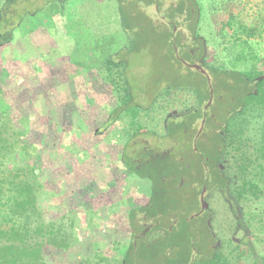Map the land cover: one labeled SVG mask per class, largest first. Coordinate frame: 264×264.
<instances>
[{"label":"rangeland","instance_id":"rangeland-1","mask_svg":"<svg viewBox=\"0 0 264 264\" xmlns=\"http://www.w3.org/2000/svg\"><path fill=\"white\" fill-rule=\"evenodd\" d=\"M181 1L123 0L120 5L125 6L126 11L128 10L127 7L130 10L133 7L134 12L137 14L136 17L139 18L138 23L143 27L141 33L136 34L133 32L134 24L130 27L126 26L128 29L125 27L126 33L120 32V29L114 31L110 14L113 9L119 10L117 0H69L63 12L59 13L56 8H50L49 12L46 10L43 16H40L41 19H29L23 26L25 31L18 32L12 44L0 48V58L2 60L0 85L1 88L6 87L9 90L11 97L19 94V98L28 100L34 94H45L53 87L54 91L58 93H54L57 94L58 99L56 100L58 106L55 107L57 111L39 116V126L34 128L33 137L29 132L24 134L32 139L33 144L39 138L42 142L44 141L43 144L40 143L42 150L45 147L49 150L52 149L49 153L50 157L44 156L42 160L38 154L35 157L33 156L34 168L46 173L43 179L44 186L51 190L49 194L45 193L39 198V205L45 211V218L48 220L57 219L66 212L71 211L78 218L77 233L81 244L76 248L79 247L80 253L70 257L72 262L78 263L81 261V257L85 253L86 257H95L99 254L101 258H106L107 261L104 260L101 264H118V260L122 259L126 247L131 243H134L137 249L140 248L139 254H143L144 257L151 253V250L147 251L140 247L142 245V232L148 226L156 223V217L149 215L148 211L138 214L143 220L138 224L139 229L136 232L137 235L139 234L138 238L135 237L136 234L132 235L129 231L120 227L119 230L115 228L110 230L109 227L111 220L117 219L115 216L124 217L131 209L136 208L135 210H139L148 206L151 202V196L154 195V183L147 178L132 175L124 162L125 155L132 152L133 149L142 150L145 145L143 143L153 145L156 140H161L163 144L162 148L157 147L156 150L159 151L176 144L175 138H168L164 135L168 118L180 116L181 113L190 111L198 105L202 107L204 112H207V118L210 116L216 118V111L211 108V104L216 101V97L220 92H216L213 88V96L212 90H210L211 97L201 104L194 94H186L181 101L179 100L178 106L174 104L170 106L172 107L170 111L159 120V123H165V126L157 124L158 122L155 119L160 114L155 111L151 113L152 108H150L151 110L148 112L144 111L145 113H142L141 118L121 117L116 120L111 128H106L102 132L101 135L103 136L92 134L94 130H98V126H102L106 122L105 120L108 119L111 111L117 105L111 85L103 81L96 70L100 62L109 55L123 58L124 52H127L126 61L130 78L136 88L146 92L147 96L143 93V99H141V102L145 105L151 100V95L157 91L160 87L159 84L164 79L172 84V80L181 79L186 73L183 80L189 86L193 83L198 84L204 94L208 95V87L211 89L209 84L214 82V76L211 73L212 66L216 68L223 65L227 70L246 68V65L240 61H234L238 52L243 50L249 56L251 52L258 55L259 65L264 68V0H194L192 14L189 15L184 10L176 15L174 25L169 15V9L178 7ZM183 1L190 3V0ZM225 2L233 4L238 11L239 24L242 23L245 28L251 30L250 32L243 30L236 33L237 26H234V33L218 35L211 20V14L215 4L219 5ZM117 20H119V17ZM117 22L119 23V21ZM116 26L120 25L117 24ZM156 26L160 30L174 28L173 35L177 36L176 39L178 40L177 42L174 40V45H176L180 56L188 49L194 50L195 55L193 54L192 57L181 56L182 61L186 63L183 66L185 74L181 73L182 69L180 72L181 65L179 62L172 61V58L170 59L163 52H159V44L162 45L164 39L157 36ZM37 30H42L39 31L37 36L39 41L45 40L47 49L52 51L58 49L59 52L54 57L56 61L53 67L54 72L50 71V77L44 80L40 79L39 74L33 69L32 59L24 62L30 57H36L41 49L46 48L36 49L35 46L31 47L25 41L26 37L24 35L27 34L29 38H32ZM28 31L31 33L28 34ZM136 35L140 38L136 39L138 40L137 45H139L138 43H147L148 47L129 54L130 50L127 51V47L130 46V43L133 44ZM173 35L170 38L172 41ZM152 38L154 41L157 39L154 45H151ZM130 39H133L132 42ZM201 45L204 46L203 53L201 52ZM47 52L48 50L45 53L46 55ZM200 58L201 60L197 61ZM45 59L46 57H36L34 61L43 64L46 63ZM15 61L19 65L14 66L16 67L14 74L22 73L24 71L23 67H28V77L23 79L24 84L28 82L27 86H21V83L17 84V75L14 77L8 74L6 65H15ZM194 63H199L206 69L209 75L208 86L204 76L206 74L189 66ZM180 76L181 78H179ZM39 79L43 80L40 87L37 86V88L31 89L30 84L32 85V82ZM66 81H68L67 84H65ZM66 90L68 93L65 92ZM63 100L66 101V107L61 104ZM164 100V97L158 98L155 101L157 107L165 105ZM76 102L79 104V109L82 107L88 109H83V119L85 125L89 126L87 128L88 133L77 142L82 141L88 146V144L91 145L93 140L99 139L96 142L93 141V143L95 142L94 150L88 152V155L85 156V164L82 166L78 165L76 158H73L74 154H66L60 151L58 156L61 158H58L57 152L54 151L59 140L54 119L60 120V124L69 125L74 123L76 112L79 110ZM9 103L10 100L7 101L5 96L0 95V111L12 106ZM11 114L14 116L15 112H11ZM130 121L133 122L129 123ZM216 123V131H221L224 124L222 118L217 119ZM137 124L148 125L150 129L135 133L128 138L120 135L122 130H132L133 126ZM202 126L204 127L205 124L202 123V119H198L194 123L193 131L178 137L179 139L183 138L186 146H188L184 154L185 158L182 160L183 166L187 167L190 163L193 167L195 166L199 173L194 177L190 175H193V167L186 170L184 174L185 183L177 190L178 192L168 193L166 191L170 200L168 203L170 212L162 223L159 222L156 227H153V230L160 229L164 233L160 234L156 240L157 243H162L152 252V257L149 259L146 258L147 256L145 259L138 256L140 259L139 264H174L176 262L191 264L195 254L208 257L218 251H228L229 246L238 247L240 243L250 248L256 246L257 254L255 258L264 263V226L260 227L258 222H249L244 214L239 215L235 209L236 193L234 189L238 184L240 175L237 172L235 157L228 152V149L222 150V154L209 164V170H212L210 174L214 175L213 171H215L219 179L217 182H212L213 186L210 185L209 189L206 190L204 216L197 219L199 220L198 224L197 222L193 224H197V226L192 228L189 225V220L192 219L191 216L201 209V191L204 182L207 180L205 166L202 162L200 164V155L196 154L195 156L193 153L195 135L200 128L203 130ZM113 127L119 130V134L115 133L116 136H113V132L116 131ZM109 133L112 134L109 136L110 139H107ZM104 136L106 138H103ZM85 137L88 138L87 141H84L86 140ZM207 138L208 135L204 134L201 136L200 141L202 139L207 140ZM253 138L256 139V137ZM254 140H249L246 146L254 145ZM200 141L198 146L203 155L207 156L206 153L204 154L206 146ZM209 145H211V141H209ZM48 162L53 165L47 167ZM195 162L197 163L195 164ZM146 172L144 171L145 174ZM159 175L161 176L158 180L168 176L163 175L162 172ZM107 178H118L110 185V189L114 188L110 203L120 200V205L115 207L117 213H113L115 216L111 213L114 206L108 204L109 200L106 203L102 200L103 197L99 196L102 195L100 186H103ZM155 188L161 192L164 190L161 188L160 183ZM53 199H56L57 202L51 206ZM164 248L173 256V259L169 260L166 254H161L162 250L164 253ZM255 258L250 257L248 254L246 258L242 259L244 260L242 263L257 264ZM59 264L67 263L60 262Z\"/></svg>","mask_w":264,"mask_h":264},{"label":"trees","instance_id":"trees-1","mask_svg":"<svg viewBox=\"0 0 264 264\" xmlns=\"http://www.w3.org/2000/svg\"><path fill=\"white\" fill-rule=\"evenodd\" d=\"M68 1L0 0V48L12 44L18 32L25 31L23 26L29 19H41L40 16H43L46 10L49 12L50 8H56L59 13L63 12ZM153 1L157 2L158 0ZM120 3H123V0H117L119 10L113 9L110 14L114 31H119L118 29H120V32L123 33L125 32L126 26L130 27L134 24L133 32L140 34L143 27L138 23L139 18L136 17L135 9L132 7L130 10L127 7L128 10L126 11L124 9L125 6L120 5ZM194 3V0H190L189 4L182 0L178 7H172L169 13L172 23L174 22L175 25L176 15L182 13L184 10L191 15L194 10ZM237 15L238 11L230 2L220 3L219 5L215 4L213 6L211 20L219 36L233 32L234 26H237L236 33L248 30L242 23L239 24ZM118 17L119 20H117ZM117 24L120 26H116ZM155 30L157 36H161L164 39L163 43H161L162 45L159 44V52H163L170 59L172 58V61L179 62L181 65L179 68L180 72L182 69L181 73L185 74L183 72V66L185 65L181 56H186L187 58L192 57V51L194 50L188 49L180 56L176 45H174V40L176 42L178 41L176 39L177 36L173 35L174 28L160 30L156 26ZM39 31L42 30L35 31L32 38H29L27 34H23L26 37L25 41L27 44L31 47L35 46L36 49H41V47L45 48L47 45L45 44V40L39 41L37 37ZM248 31L250 32L251 30ZM30 33L28 31V34ZM172 35L173 41L170 39ZM136 39H140L138 35L134 38V42H136H133V44L130 43V46L127 47V51L130 50L129 54L139 52L148 47L147 43H138L139 45H137L138 40ZM132 40L130 39L131 42ZM156 41L153 39L151 45H154ZM203 47V45L200 46L202 53L204 52ZM50 51L52 50L46 47L45 49H41L39 54L36 55L38 58L46 57L44 60L46 63L40 64V62L34 61L36 60L35 56L24 61L28 62V60L30 61L32 59L33 69L39 74V78L43 80L50 77V71L54 72L53 67L56 62L54 57L59 53L58 49L52 52ZM126 53L124 52L125 55L123 58L111 57L110 55L106 56L96 68L100 78L111 85L112 92L117 100V105L111 111L108 119L105 120L106 122L102 126H98V130H94L92 134L101 135L106 128H111L116 123V120L121 117H131L132 119L141 118L142 113L148 112L151 110L150 108H152L151 113L155 111L160 114L155 119L158 122L157 124L165 126V123L161 124L159 120L163 118L164 114L170 111L172 108L170 106L173 104L178 106L179 100L181 101L189 93L194 94L201 104L211 97L210 90L213 91V88H215L216 92H220L216 97V101L211 104V108L215 109L216 118H222L224 122L221 131H216L217 119L213 116L207 118V112H204L202 107L198 105L190 111L181 113L180 116L169 117L165 126L166 131L164 135L168 138H175L189 131H193L195 121L205 118L206 122L201 136L204 134L208 135L207 140L202 139L208 142V145L205 144L207 146L205 149L206 155L209 156L211 153L218 154L222 150L228 149V152L235 157L237 172L240 175L238 184L234 189L236 193V202L234 205L237 213L239 215L241 213L244 214L249 222H258L260 227L264 226V68L259 65V56L252 52L249 56L244 50L238 52L234 61H240L245 64L246 68L243 69L227 70L223 65H219L216 68L212 66L211 73L214 76V82L209 84L211 89L208 87V95L204 94V91L198 84L193 83V85L189 86L183 80L187 73L182 78L180 76L179 78L181 79L172 80V84L164 79L159 84L160 87H158L157 91L151 95V100L145 105L141 102V99H143V93L146 96L147 94L144 90H139V88L133 85L129 75V67L127 66ZM15 63V65H6L8 74L14 77L17 75V84L21 83V86H27L28 82L24 84L23 79L25 77L27 79L28 77V67H23L24 71L22 73L14 74V70H16V65L18 64L17 61ZM1 64L2 60L0 58V66ZM204 76L208 86L209 75ZM40 79L32 82V85L30 84L31 89L34 87L37 88V86L38 88L40 87L43 81ZM67 83L68 81L65 82V84ZM65 92L68 93L67 90ZM54 93L57 92L54 91L53 87L50 88V91L45 92V94L36 93L28 100H22L18 97L19 94L11 97L9 90L6 87L1 88L0 85V95L5 96L7 101L10 100L9 104L12 105L0 111V264H59L60 262L67 264H101L102 261H107L106 258H101L99 254L95 257H86V254L83 253L81 261L78 263L72 262L70 257L80 253L79 247H76L81 244L77 233V216L71 211L66 212L57 219L48 220L44 216L45 211L43 207L39 205L40 196L45 193L49 194L51 190L44 186L43 179L46 173L34 168L33 156L35 157L38 154L42 160L44 156L50 157L49 153L52 149L49 150L45 147L42 150L40 145L44 141L42 142L39 138L36 140L37 143L35 142L33 144L32 139L26 137L27 134L24 133L29 132L31 137H33L34 128H38L39 126V116L51 114V111H57L55 107L58 106V101H56L58 100L56 96L58 93ZM160 97H164L165 105L157 107L155 101ZM14 100L16 102L15 105ZM65 103V100L61 102L66 107ZM77 108L79 109L78 103ZM83 109L88 110L86 107H82L76 112L75 124H60V120L54 119L56 122V133L59 139L57 145H55L56 148H53L57 152V157L61 158L58 156V152L60 151L66 154H74L73 158H76V162L81 166L85 164V156L88 155V152L94 150L93 146L96 140H99H93L95 142L93 143L92 141L91 145L88 144V146L82 141L77 142L79 139H83V136L88 133L87 128H89V126L85 125L86 123L83 119ZM11 112H15V115L13 116ZM131 122L133 121L129 123ZM148 129H150L148 125L137 124L133 126L132 130H122L120 135L128 138L135 133L147 131ZM114 130L113 136H116L115 133L119 134V130L115 128ZM111 134H108L107 139H110L109 136ZM253 137H256V139L254 140ZM103 138H106V136ZM84 139H86L84 141L88 140L87 137ZM249 140H254V145L247 147L246 145H248ZM209 141H211V145H209ZM127 154L125 155L124 162L128 166L131 174L139 177L146 176L147 174L140 169L138 170ZM214 157V154H212L211 159ZM52 165L51 162L47 163V167ZM213 172L214 175H211L212 181L207 178L205 181L211 186H213L212 182H217L219 179L218 174L216 175L215 171ZM159 176L161 175L157 172L152 177L154 195L151 196L150 204L139 210H135L136 208L131 209L124 217L114 215L117 213V208L115 207L120 205V200L110 203L113 197L112 192L114 191V188L110 189V185L118 178H107V181H104L103 186H100L102 188V195L100 194L99 196L103 197L102 200L106 201V203L109 200L108 204L114 206L111 213L117 217V219L111 220L112 222L109 224L110 230H114V228L119 230L118 228L120 227L135 235L139 229L138 224L143 221L138 216L141 212L148 211L149 215L157 216V218L159 214L168 215L170 212L168 210L170 200L167 194L157 191L155 188L159 183L164 185L162 180H158ZM56 202V199H53L51 206ZM159 218L162 220L165 217ZM197 221V219L191 220L189 225L192 226ZM161 243H153L151 246H148L147 241H143L140 247L147 251L151 250L150 256H145L149 259L152 257V252ZM228 249V251L215 252L208 257H201L195 254L191 264H243L242 261L244 260L242 259L246 258L248 254L253 258L257 254L256 246L250 248L241 243L238 247L233 248V246H229ZM139 251L140 248L138 247L137 249L134 243L129 244L126 247L122 259L118 260V264H139L140 259L138 256L145 259L143 254H139ZM162 251V255L166 254L169 260L173 259V256L165 248L164 253ZM254 260L257 264H264L256 260V258ZM174 264L179 263L176 262Z\"/></svg>","mask_w":264,"mask_h":264},{"label":"flooded vegetation","instance_id":"flooded-vegetation-1","mask_svg":"<svg viewBox=\"0 0 264 264\" xmlns=\"http://www.w3.org/2000/svg\"><path fill=\"white\" fill-rule=\"evenodd\" d=\"M170 9H172V8H170ZM192 52L195 55V52L194 51H192ZM200 60H201V58L198 59L197 61H200ZM184 64H186V63L184 62ZM194 64H199V63H194ZM212 96H213V93H212ZM203 120H205V118L202 119V122H203ZM203 124H205V122ZM185 132H187V131H185ZM185 134H187V133H185ZM201 134H202V128H200V130L195 135V139H194V143H193V145H194L193 146V153L195 156H196V154L200 155V157H201L200 164L203 163L205 166L206 178L208 180L212 181L211 176H210L211 175L210 173L212 170H209L208 166L211 162L216 160L220 156V154H222V153L221 152L218 154L211 153L210 154L211 156L210 155L209 156L203 155V153L201 152L202 150L198 146L199 141L201 139ZM180 136L175 137L176 144L172 145L168 149H164V150H160V151L156 150L157 147L158 148L163 147L162 141L158 139L159 141L156 140V142H154L153 145L143 143L145 145L143 146L142 150H139V149L134 150L133 149L132 152L128 153L129 157L131 158V161L133 162V164H135V166L138 168V170L140 169L142 172L147 171L146 172L147 175L144 176V178L151 180V182H153V180H152L153 175H156L157 172L158 173L162 172L163 175H168L166 178L164 177L162 179L164 185L160 184V185H162L161 188L164 189V190H162V192H164L165 194L167 193L166 191H168V193L169 192L171 193L172 191L179 190V188H181L185 183V180H184L185 171L193 167L192 164H190V163L187 165V167L183 166L182 160L185 158L184 154L186 153V148L188 146H186V143H185L183 138L182 139L178 138ZM200 142L203 145L208 143L207 141L205 142L203 140ZM204 154H205V152H204ZM212 154H214V156H215L213 159H211ZM196 163L197 162H195V164ZM192 173H193V175L192 174H190V175L194 176V177H196L197 173H199V171H197V169H195V166L192 168ZM204 183L205 184L202 187V191H201V209L198 212H196L194 215L191 216V218H192L191 220L202 218L205 214L206 205H205V208L203 209L202 197L204 198V201H205V193H206V190L209 189L210 185L207 184L206 182H204ZM158 216L167 218V215L165 216V215L159 214ZM159 217L157 218V216H156V223L152 224L151 226H148L141 234V235H143V236H141L142 242L147 241L148 246H151L153 243H157L156 240L159 238V235L164 234L160 229L153 230V227L154 226L156 227V225H158L159 222L162 223V221L164 219L163 218L161 220ZM144 218L146 219V217H144ZM191 220H189V221H191ZM198 223H199V220L197 221V224ZM197 224L192 225L191 227L193 228L194 226H197ZM170 229H172V227H170ZM135 237L138 238L139 234L138 235L136 234Z\"/></svg>","mask_w":264,"mask_h":264},{"label":"water","instance_id":"water-1","mask_svg":"<svg viewBox=\"0 0 264 264\" xmlns=\"http://www.w3.org/2000/svg\"><path fill=\"white\" fill-rule=\"evenodd\" d=\"M190 66H192V67H194V68H196V69H198V70H201V72H203V73H205L206 75H208V74H207V71H206L201 65H199V64H192V65H190ZM208 78H209V77H208ZM211 93H213V91H212ZM204 122H205V120H203L202 123H204ZM202 204H203V209H204L206 203H205L203 197H202Z\"/></svg>","mask_w":264,"mask_h":264}]
</instances>
